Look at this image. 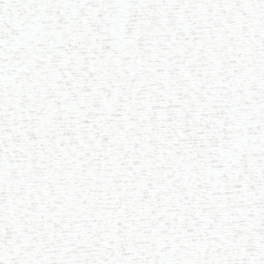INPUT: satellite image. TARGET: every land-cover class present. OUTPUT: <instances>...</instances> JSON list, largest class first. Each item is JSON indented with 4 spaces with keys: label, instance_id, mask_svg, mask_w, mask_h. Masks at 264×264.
Masks as SVG:
<instances>
[{
    "label": "snow or ice",
    "instance_id": "obj_1",
    "mask_svg": "<svg viewBox=\"0 0 264 264\" xmlns=\"http://www.w3.org/2000/svg\"><path fill=\"white\" fill-rule=\"evenodd\" d=\"M0 264H264V0H0Z\"/></svg>",
    "mask_w": 264,
    "mask_h": 264
}]
</instances>
